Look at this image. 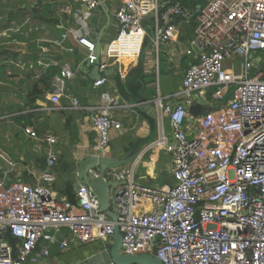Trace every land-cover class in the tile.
Segmentation results:
<instances>
[{"label": "built area", "instance_id": "1", "mask_svg": "<svg viewBox=\"0 0 264 264\" xmlns=\"http://www.w3.org/2000/svg\"><path fill=\"white\" fill-rule=\"evenodd\" d=\"M204 1L191 9L179 0H123L115 12L118 35L106 47L109 60L138 61L150 40L157 55L173 46L193 59L174 96L177 101H156L160 132L148 151L169 155L171 184H137V163L105 171L104 178L117 183L113 222L100 212L88 187L79 186L73 203L50 189L55 181L50 170L57 167L58 156L57 140L48 135L43 141L48 169L35 184H7L0 178V264L37 262L53 248L66 251L64 231L80 245L111 246L115 226L122 235V255L148 254L162 264H264V70L259 69L264 63L259 55L264 51V0ZM80 2L89 11L99 6L98 0ZM191 22L196 23L194 37L180 41L183 25ZM78 43L87 49V63L94 65V44L86 38ZM73 76L65 67L54 78L48 97L53 105ZM105 81L99 79L93 87ZM71 103L78 107L77 99ZM100 103L92 117L97 132L93 150L104 156L112 131L121 130L122 123L113 115L118 104L109 93L100 95ZM198 104L212 109L190 116L188 108ZM25 133L37 139L30 129ZM7 229L16 239L15 259Z\"/></svg>", "mask_w": 264, "mask_h": 264}, {"label": "crops", "instance_id": "2", "mask_svg": "<svg viewBox=\"0 0 264 264\" xmlns=\"http://www.w3.org/2000/svg\"><path fill=\"white\" fill-rule=\"evenodd\" d=\"M122 1L98 0L99 6L89 11L80 0H0V178L7 184H35L39 173L48 169L43 141L53 135L57 140L54 149L58 161L57 167L50 170L55 177L50 189L59 198L69 200L72 194L75 199L80 186L79 164L94 154L97 132L92 117L101 104L103 92L109 93L118 104L113 115L121 121L122 129L112 131L104 154L117 158L126 155L136 139L148 135V124L138 111L159 123L156 101L161 99L162 104L177 101L174 96L180 92L183 75L193 59L173 46L169 52L157 55L147 40L149 47L142 62L141 55L138 61L106 58L102 62L107 44L118 35L115 12ZM79 38H86L94 46L99 42V73L113 68L120 82L111 74L96 77L97 64L87 63L88 52L78 43ZM239 65L238 62L235 70L238 71ZM65 67L74 76L66 82L65 95L53 105L48 99L52 83ZM45 78L50 89L32 101L34 89H41ZM102 78L105 84L93 87ZM172 81L178 84L176 91L168 86L174 85ZM71 98L78 100V107L72 106ZM26 129L34 132L37 139L25 133ZM135 174L141 185H170L169 155L159 150L147 152L137 162ZM63 234L69 241V249L53 248L48 258L22 264H107L110 260L105 243L80 245L65 231Z\"/></svg>", "mask_w": 264, "mask_h": 264}, {"label": "water", "instance_id": "3", "mask_svg": "<svg viewBox=\"0 0 264 264\" xmlns=\"http://www.w3.org/2000/svg\"><path fill=\"white\" fill-rule=\"evenodd\" d=\"M150 38L153 39V33L150 34ZM149 46L144 47L142 50V54L140 60L142 62V56L145 51L148 49ZM195 52L198 50L194 47ZM106 51L107 48L104 50V56L102 58V62L106 61ZM101 47L99 42L95 44V56L97 64L95 71L98 73L96 77H103L105 75H114L118 82H120V77L117 70L110 68L107 72L103 74L99 73L98 66L101 61ZM53 60V59H51ZM142 64V63H141ZM211 106L205 104H198L188 108V114L190 116L197 117L199 115H203L211 110ZM139 114L145 118L149 132L146 137L138 138L135 140L134 144L132 145L129 152L122 156V157H110V156H97L91 155L85 158L83 161L80 162L77 172V178L80 185H84L88 187L93 195L97 198L99 202V210L102 213H106L108 218L111 221L116 222V214L112 210V195L114 189L117 187V183L109 182L104 178V173L107 170L119 169L126 167L128 165H135L138 161L144 157V155L149 152L148 148L153 143L155 138L158 136L160 132V126L158 121L145 114L144 112L138 111ZM90 171H94L97 173L96 177H91ZM6 237L8 243L12 248V258H16V239L13 238L10 234L9 229L6 231ZM157 240V239H156ZM121 244H122V235L119 232L117 226L114 227V233L112 236V245L109 249V256L110 260L113 261L115 264H162L161 260L157 257L148 254H140V255H122L121 251Z\"/></svg>", "mask_w": 264, "mask_h": 264}, {"label": "trees", "instance_id": "4", "mask_svg": "<svg viewBox=\"0 0 264 264\" xmlns=\"http://www.w3.org/2000/svg\"><path fill=\"white\" fill-rule=\"evenodd\" d=\"M179 1H181L183 6H185L187 8H191V9H194V8H196L198 6L202 7L205 4L204 0H179ZM195 28H196V23L195 22H191L189 25H183V27L181 29L182 34H181V37H180V41L184 42V41L192 39L194 37V29ZM148 45H149V43L146 42L145 43V47L148 46ZM262 69L264 70V65H263ZM57 72L59 73V70L56 71V73ZM56 73H54V74H56ZM253 73H256V71L253 72ZM46 79L47 78H45L43 80L44 83H43V86H42L41 89H39V88H35L34 89L33 94H32V101H34L35 98L39 97L41 94L45 93L47 90L50 89V85H49V83H46ZM210 92H209V94H210ZM69 186H70L69 189H72V186L71 185H69ZM69 201L72 202V203L75 202V199L72 196V194H70V196H69Z\"/></svg>", "mask_w": 264, "mask_h": 264}, {"label": "rangeland", "instance_id": "5", "mask_svg": "<svg viewBox=\"0 0 264 264\" xmlns=\"http://www.w3.org/2000/svg\"><path fill=\"white\" fill-rule=\"evenodd\" d=\"M161 51H163V50H161ZM264 51H262V52H259L260 54L259 55H262V54H264L263 53ZM162 60H163V58H162ZM234 64L235 65H237L238 66V62H234ZM261 67H263L262 65H261ZM259 68V69H262V68ZM173 82V81H172ZM174 83V85H172V84H168V86L169 85H171V90H174V91H176V89H178V84H177V82L175 81V82H173ZM162 87H163V89H164V82L162 83ZM236 88V86H233L232 88H231V90H230V92H232L234 89ZM212 92H210V94H211ZM210 94L208 95V99H209V102H212V100L210 99ZM227 99V98H226ZM226 101V100H225ZM225 101H223V102H225ZM214 103V102H213ZM164 126H165V131H166V134L169 136L170 135V130H169V123H168V120H167V118H165V120H164ZM107 152V151H106ZM105 152V153H106ZM144 163L148 166V161H147V159H145V161H144ZM141 167V166H140ZM139 167V168H140ZM125 168V167H124ZM134 180H135V182L137 183V184H140L141 182L139 181V179H138V174H135V176H134ZM106 244V248L109 250L110 249V243L108 242V243H105Z\"/></svg>", "mask_w": 264, "mask_h": 264}]
</instances>
